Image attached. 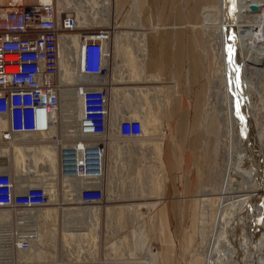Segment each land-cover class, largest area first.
Instances as JSON below:
<instances>
[{"label": "built area", "instance_id": "obj_1", "mask_svg": "<svg viewBox=\"0 0 264 264\" xmlns=\"http://www.w3.org/2000/svg\"><path fill=\"white\" fill-rule=\"evenodd\" d=\"M71 34L77 36L68 48L73 79L65 84L60 36ZM111 38V28L80 22L59 0H0V213L6 214L0 217V264H36L20 258L42 252L44 228L52 230L51 218L38 215L57 203L52 181L67 180L62 193L70 198L76 189L77 203L101 206L113 135L133 140L146 135L139 117L119 112L113 125ZM64 89L78 101L70 115L63 112ZM18 144L30 155L33 148H54L57 173L39 170L29 155L17 173L9 150Z\"/></svg>", "mask_w": 264, "mask_h": 264}, {"label": "rangeland", "instance_id": "obj_2", "mask_svg": "<svg viewBox=\"0 0 264 264\" xmlns=\"http://www.w3.org/2000/svg\"><path fill=\"white\" fill-rule=\"evenodd\" d=\"M71 1L77 8L82 9L86 13L91 20H89L90 23L88 24L111 28L112 38L109 46L113 54L111 59L113 80L116 82L115 86L118 87L120 92L118 102L121 108L128 111L127 115L135 113L137 117L142 118L146 135L141 139L135 140L120 138L116 134L113 135L111 142H114V146L109 148L107 157L106 202L101 206H95L101 209L100 227H97V224L90 225L87 231L85 230L90 233L89 236L85 235L87 233H71L75 230L70 228L78 227L80 221L77 218L70 220L66 217L69 215L66 208L75 207L70 210L78 212L80 208L86 207L77 203L75 199L72 200L73 203H68L62 193L64 190L62 183L64 181L58 177L59 180L56 181V188L58 187L59 191L57 203L42 208L56 207L57 210L56 218L54 220L51 219L52 230L48 227L44 228L45 231L47 229V233L44 234L45 238L39 241L42 244L39 246L42 252H35L32 257H22L20 260L25 262L35 260L36 264H135L136 261L127 258V254L136 251L140 252V254L143 253L141 255L145 256V249L150 247L148 250L158 252V260L156 262L158 261L159 264H162L159 255V244L156 241L159 229L157 227V210L165 198L169 197L170 194H174L173 190H177L180 193L177 196H184L186 200L182 204L185 211L182 209L181 218L173 236L176 243L175 256L179 259V264H205L204 253L208 234L214 220L215 206L211 201H204L202 202L203 204L199 203L195 207V200L197 196H200L199 194H201L200 192H202L203 188L209 189L212 185H215L213 172L217 169L219 161L220 170L223 168V161L220 160V117L216 107L220 92L216 104L211 103L210 92V89L214 86L212 75L215 66V49L213 47L215 39L203 27L204 9L213 3L202 6V17L196 23V42L194 47H196L195 51L196 49L198 50L196 53L198 52L201 56V68L198 66V73L193 75V81L192 77L186 74L187 66L183 69L180 78L175 75V71L172 68L173 62L170 58L174 48L172 43L165 47H158L160 55L156 58L155 63L160 67V70L153 72H158V79H150L149 77L146 80L144 79L147 74H151L150 71L145 70L146 56L144 60H136L134 64L136 70L128 64L125 52L127 46L129 48L132 47L131 43L134 33L144 32L147 34L151 32L159 36L160 31L164 28L163 22L157 19L156 12L152 13V6L148 3V0L136 1L141 13V22L143 23L140 28L128 24L125 19L133 0H112V13L108 23L105 22L104 16L102 18L104 13L102 11L99 13L100 4L98 2L99 5L91 0ZM72 6L68 5L67 7L70 8ZM144 7L149 9V21L144 19ZM149 41L150 44L153 43V38H150ZM156 43L157 40L154 38V48H156ZM162 51L165 53L171 51L168 53L170 57L168 59L165 58L166 62H162ZM187 56L188 53L185 54V59H187ZM135 71L141 74V79L132 80ZM132 86L140 87L144 91L140 89L139 93L128 95L124 89ZM174 86H178V89L172 90ZM146 87L150 91L158 88V92L163 95L164 107L161 110L155 100L151 99L150 101L148 94H146L147 90L145 91ZM198 89L203 97L202 104L197 109L198 116L196 118L197 129L203 136L199 151L201 155L200 162L197 160L194 150H188L187 145H180L178 138L173 137L174 129L171 128L173 123L178 126L179 114L185 104L192 109L194 103L192 96L195 90ZM175 99H177V103ZM205 111H208V113L204 116ZM151 116L157 117V120L160 121L159 124H155L156 128L152 123ZM160 129L162 130L161 132L159 131ZM191 129L192 127L188 132ZM154 142H161L162 145L161 160L165 167V173L161 175L160 163L151 145ZM178 143L179 145H177ZM176 145L179 147L177 148ZM9 153L11 163L15 168L14 148H10ZM167 153L175 163L172 170L168 165ZM189 155L191 156L189 157ZM40 161L44 162L43 166ZM40 161L38 163L39 170L41 167L43 172L57 173L58 169L53 172L46 160ZM159 180L163 183L161 193H158L157 190ZM237 180L238 176L233 175L231 183L235 184ZM216 182L217 191L220 187V182L219 180ZM106 204L114 207V213L109 220L104 210ZM133 205L136 206L134 207ZM120 206H125V208L119 209ZM234 210H236L234 207L228 210L229 216L235 215ZM67 229L69 244L66 243L64 237V232ZM238 232L239 229L236 228L235 233L238 234ZM182 233L189 239V246L184 252L179 251L181 247L178 235ZM112 242H114V248L111 246ZM109 251H116L117 259L107 260L105 256ZM18 255L22 256L20 253ZM140 261H144V258L140 259Z\"/></svg>", "mask_w": 264, "mask_h": 264}, {"label": "bare ground", "instance_id": "obj_3", "mask_svg": "<svg viewBox=\"0 0 264 264\" xmlns=\"http://www.w3.org/2000/svg\"><path fill=\"white\" fill-rule=\"evenodd\" d=\"M91 1L100 4L99 13L101 11L104 13L102 18L104 16L105 22L108 23L112 13V0ZM136 1L131 2L125 19L128 24L140 28L143 23ZM59 3L62 8L73 5L72 8L77 12L79 21L90 23L91 20L86 13L77 8L71 0H59ZM251 4H256L258 9L251 10ZM203 18V27L215 39L213 42L215 66L212 75L214 86L210 92L213 101L211 103L215 104L220 92L216 107L220 117V160L223 161V168L220 170L219 161L217 169L213 172L214 184H217V180L220 182L219 189L216 191L215 185L209 189L203 188L200 196H197L195 200V207L199 203L203 204L204 201H211L215 206L214 220L204 253L205 264H264V0H217V3L206 6ZM60 41V79L67 84L73 79L68 48L70 49L72 43H77V36L75 34L61 35ZM131 46V49L127 46L125 55L128 64L136 70L134 68L136 60H144L146 56V33L135 32ZM140 77L141 74L135 71L132 80L141 79ZM147 77L158 79L159 75L157 73L147 74L144 79H148ZM140 89V87L132 86L124 90L128 95H134ZM176 89V86L172 88V90ZM118 90V87L114 86V126L119 112L128 114V111L120 107L118 102L120 92ZM141 90L144 91V89ZM145 91L150 101L151 99L155 100L161 110L164 107V102L163 95L158 92V88L150 91L146 87ZM143 93L145 94V92ZM76 100L71 90L64 89L63 112L69 115L75 112L78 103ZM207 113L208 111H205L204 116ZM129 116L137 117L135 113ZM151 117L156 128L155 124H159L160 121L155 116ZM113 143L111 142L110 147L114 146ZM151 145L159 160L161 175L164 173L161 161L162 145L161 142H154ZM14 150L17 173L22 170L23 166H26L27 155L33 159L34 165L38 164L40 160H46L53 172L57 169V156L54 148L47 146L33 148L31 155L27 152L30 150L19 144L14 146ZM258 151H261V154ZM4 153L7 155V148L4 149ZM233 175L238 176L235 184L231 183ZM162 186L163 183L159 180L158 193H161ZM56 190V183L52 181L51 196L53 198L56 197ZM75 190L72 189L70 197L72 199L76 198ZM70 198L66 193L65 199ZM231 207L236 209L233 216H229L228 212ZM73 208L75 207L66 208L67 214H69H66V217L70 220L77 218L80 225L70 228L75 230L71 232L72 234L87 233L85 235L89 236L90 233L86 231L90 225L97 224V227H100V208L95 206L80 208L78 212L70 210ZM123 208L125 206L119 207V209ZM104 210L108 220L112 218L114 207L106 204ZM56 211V207H48L39 211L38 215L54 220ZM5 216L6 214L0 213L1 218ZM54 223L56 224V222ZM35 227L38 228L36 224ZM236 228L239 229L238 234L235 233ZM67 231L68 229L64 232V237L66 243L69 244ZM35 232V236L40 238V231L35 230ZM7 245L6 248L10 249L9 244ZM111 246L114 248V242L111 243ZM148 248L145 249V256L141 255L143 253L132 251L127 254V258L136 261L135 264H158L155 251L148 250ZM116 256V251H109L105 258L115 260ZM143 258L144 261H140Z\"/></svg>", "mask_w": 264, "mask_h": 264}, {"label": "crops", "instance_id": "obj_4", "mask_svg": "<svg viewBox=\"0 0 264 264\" xmlns=\"http://www.w3.org/2000/svg\"><path fill=\"white\" fill-rule=\"evenodd\" d=\"M216 2L217 0H148V3L152 6V13L156 12L157 19L163 22L164 28L160 31L159 36H156L151 32L146 34L147 55L146 62L144 64L145 70L150 71L151 73L155 70H160V67L155 63L156 58L160 55L158 47H165L166 45L172 43L174 47L172 52L168 51L165 53L162 51V62H166L165 60L170 57L168 53L171 52L172 54L170 58L173 62L172 68L175 71V75L180 78V75L183 73V69L187 66L186 74L192 77V80L194 81L193 75L198 73L197 70L199 67L201 68V56L198 52L196 53L198 50L196 49L195 51L196 47H194V43L196 42V23L202 17V6H205L206 4H214ZM148 11L149 9L144 7L143 16L146 21H149L150 19ZM150 38H153V43L151 44L149 41ZM154 38L157 40V45L155 46L156 48H154ZM186 53H188V56L186 57L187 59H185ZM155 73L158 74V72ZM192 98L194 99L192 109H190L189 106L187 107L185 104L183 110H181L179 114L180 119L178 126L173 123L171 128L174 129L172 134L173 137L178 138L180 145H187L188 150H194L197 160L200 162L201 155L199 154V151L201 149L200 143L202 142L203 136L197 129L196 118L198 116L197 109L201 106L203 97L200 95L199 89L195 90ZM175 102L177 103V99H175ZM191 123L193 124L191 125ZM191 127L192 129L188 132ZM179 143L177 145H179ZM190 156L191 155H189V157ZM166 158L168 160V165L172 170L175 163L168 153ZM173 193L174 194H170L169 197L165 198L157 210V227L159 229L156 241L159 244V255L162 264H179V259L175 256L176 243L173 236L178 227L182 209L185 211L182 204L186 199L184 196V199L183 197H180V195L177 196L180 194L177 190H173ZM178 237L180 238L179 243L181 247L179 248V251L184 252L189 246V239L187 236L183 235V233L178 235ZM155 253L158 257V252L155 251Z\"/></svg>", "mask_w": 264, "mask_h": 264}, {"label": "water", "instance_id": "obj_5", "mask_svg": "<svg viewBox=\"0 0 264 264\" xmlns=\"http://www.w3.org/2000/svg\"><path fill=\"white\" fill-rule=\"evenodd\" d=\"M250 9L251 10H257L258 9V6L256 4H251L250 5ZM257 150V149H256ZM259 150V149H258ZM259 152V151H258ZM261 154V151L259 152Z\"/></svg>", "mask_w": 264, "mask_h": 264}]
</instances>
